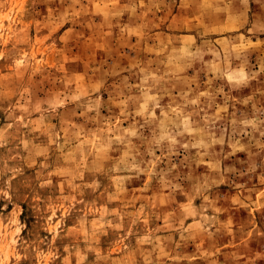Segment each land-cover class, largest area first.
Instances as JSON below:
<instances>
[{
    "label": "rangeland",
    "instance_id": "374dc122",
    "mask_svg": "<svg viewBox=\"0 0 264 264\" xmlns=\"http://www.w3.org/2000/svg\"><path fill=\"white\" fill-rule=\"evenodd\" d=\"M0 264H264V0H0Z\"/></svg>",
    "mask_w": 264,
    "mask_h": 264
}]
</instances>
